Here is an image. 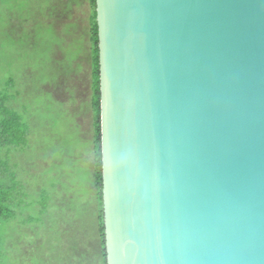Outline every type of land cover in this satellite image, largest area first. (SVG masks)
<instances>
[{
  "label": "water",
  "instance_id": "water-1",
  "mask_svg": "<svg viewBox=\"0 0 264 264\" xmlns=\"http://www.w3.org/2000/svg\"><path fill=\"white\" fill-rule=\"evenodd\" d=\"M107 264H264V0H96Z\"/></svg>",
  "mask_w": 264,
  "mask_h": 264
},
{
  "label": "rangeland",
  "instance_id": "rangeland-1",
  "mask_svg": "<svg viewBox=\"0 0 264 264\" xmlns=\"http://www.w3.org/2000/svg\"><path fill=\"white\" fill-rule=\"evenodd\" d=\"M75 1L72 12L68 0H0V122L15 121L16 132L10 138L0 133V171L16 201L29 202L28 208L16 206L23 213H13L11 225L0 227L4 264H80L76 257L96 254L95 228L86 231L82 215L55 218L61 204H74L65 187L81 191L93 179L89 162L79 159L89 151L94 122L89 5ZM23 125L30 137L21 139L17 128ZM17 172L29 179L27 185ZM49 226L52 238L44 231Z\"/></svg>",
  "mask_w": 264,
  "mask_h": 264
},
{
  "label": "trees",
  "instance_id": "trees-1",
  "mask_svg": "<svg viewBox=\"0 0 264 264\" xmlns=\"http://www.w3.org/2000/svg\"><path fill=\"white\" fill-rule=\"evenodd\" d=\"M78 1V0H77ZM80 1V0H79ZM74 2H76L74 0ZM88 3L89 7V13H88V19H89V27H90V53H92V59H93V111H94V122H93V130H94V136H95V175L93 182L94 184L97 185L98 188V196H99V210L98 214L96 216V227L93 225L94 231L97 234V239H96V254H93V257L96 258V263L92 262L93 257L84 253L81 254L80 257H76L78 260L80 258V264H107V253H106V247H105V230H104V217H103V210L101 209L102 207V202H103V197H102V154H101V119H100V82H99V75H100V65H99V37H98V26H97V13H96V0H86ZM73 0H68L67 5H68V10H72L73 12ZM92 97V96H91ZM8 114L10 115V111H8ZM18 124V122H17ZM2 127V128H1ZM18 127V126H17ZM0 128L2 131L0 132L2 136L4 137L5 135L8 136L9 138L12 137L13 135H16L15 132V121H12L11 124L9 123L8 120H3L0 122ZM27 131V126L23 125L22 127L17 128V135H21V139L25 136ZM9 192L10 190L7 189H2V186L0 185V225H4L6 222L8 225L12 224V216H11V211H10V205H9ZM10 211V213H9ZM90 226H88V229ZM52 229L49 227L44 230L46 233L48 232L49 235L52 238ZM86 228V231L88 230ZM48 235V236H49ZM1 240H0V264H4L5 262L2 259V254L3 251H1ZM4 247V245H3ZM94 248V247H93ZM67 248V245L65 247ZM93 251V249H92Z\"/></svg>",
  "mask_w": 264,
  "mask_h": 264
},
{
  "label": "crops",
  "instance_id": "crops-1",
  "mask_svg": "<svg viewBox=\"0 0 264 264\" xmlns=\"http://www.w3.org/2000/svg\"><path fill=\"white\" fill-rule=\"evenodd\" d=\"M4 97L1 95L0 96V112L2 113V115H4ZM5 120V119H3ZM82 123V121H81ZM91 128V132H92V140L88 143L89 145V151L84 153V154H87V157H84V154L81 153V156L82 158H79V159H83V160H86L89 162L90 164V174L92 175L93 179H94V175H95V136H94V130H93V123L91 124L90 126ZM30 137V129H29V126L27 127V131H26V134L23 138H28ZM25 145V144H23ZM23 145H20V146H17V148L19 147L20 149H26L28 148V145L26 146H23ZM30 145V144H29ZM23 147V148H22ZM74 157V155H71V160L72 158ZM57 164V165H56ZM56 166H59L58 162L55 163ZM12 169L14 170V166L12 167ZM0 170H3L2 168ZM17 170H19V168L17 167ZM4 171V170H3ZM8 175H10L9 173H7ZM17 175L21 181V185L24 186V185H27L26 183H29V179L27 177H23L22 175H19L18 172H17ZM9 177L7 178V181L1 177V171H0V185L2 186V189H7L9 190V186L10 185V181L8 180ZM93 179H91V182L89 183V186H87L85 189H81V191H79V189H76L75 186H70V184H68V186H66L65 188H67L68 190H65L66 194L67 193H72L70 194V198L71 200H73L74 204H72V206L69 208L68 205H65V204H61L62 207H61V212H60V215L56 214L55 215V218L57 217H77L79 214L82 215L83 219H84V222H85V228L88 229V226L90 227H93V225L96 227V216L98 214V210H99V206H100V203H99V196H98V188H97V185L94 184L93 182ZM57 186H56V190H57ZM10 190L12 191L11 195H10V202H9V205L10 207L13 209V212H11V215L13 213L17 214V215H20L22 214L23 212H19L17 209H16V206H18L19 204H23L24 205V208H28L29 206V202L26 200H21L19 203L16 201V194L14 193V189H13V186L12 188L10 187ZM24 191V190H22ZM77 199V201L75 202V200ZM58 203H64V202H61L58 200ZM28 213V212H27ZM77 213V214H76ZM47 215L49 217L50 215V211H47ZM15 219L12 218V221H14ZM71 220H74V221H79L77 218L74 219V218H71ZM86 220H93V225L88 223ZM80 222V221H79ZM82 223V222H81ZM28 225V224H27ZM0 227H2V224L0 225ZM51 227L49 226V229ZM64 228H62V233L63 234H66L65 231H63ZM30 232V231H29ZM17 233V232H16ZM46 233V232H45ZM82 235V234H81ZM49 238H51V236L49 235L48 236ZM23 240V239H22ZM18 243L20 241H17ZM24 247L22 248V251H23ZM18 258V263H19V257L17 256Z\"/></svg>",
  "mask_w": 264,
  "mask_h": 264
}]
</instances>
